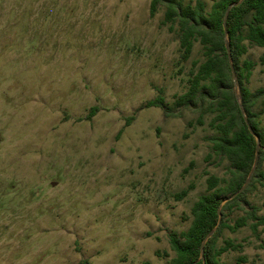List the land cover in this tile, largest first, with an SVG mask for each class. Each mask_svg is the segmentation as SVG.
Instances as JSON below:
<instances>
[{"label": "rangeland", "instance_id": "obj_1", "mask_svg": "<svg viewBox=\"0 0 264 264\" xmlns=\"http://www.w3.org/2000/svg\"><path fill=\"white\" fill-rule=\"evenodd\" d=\"M150 7L0 0V264H167L169 237L189 229L206 173L227 175L230 163L210 156L212 115L175 106L202 46L183 61L164 8L151 17ZM263 57L258 46L243 57L256 63L253 92L264 88ZM159 95L168 109L148 107ZM258 112L264 131V104ZM252 184L228 212L231 226L253 209L264 217V184ZM249 223L222 232L219 245L244 246L224 264H264V226Z\"/></svg>", "mask_w": 264, "mask_h": 264}, {"label": "trees", "instance_id": "obj_2", "mask_svg": "<svg viewBox=\"0 0 264 264\" xmlns=\"http://www.w3.org/2000/svg\"><path fill=\"white\" fill-rule=\"evenodd\" d=\"M150 1L151 17L158 14L161 7L164 8L162 25L177 35L183 61L192 57L196 43L202 46L203 60L194 63L189 89L178 98L175 106L193 105L212 115L209 127L216 135L210 139V156L230 163L225 177L206 173L209 175L207 190L191 208L189 229L180 234L172 233L169 237L174 256L167 264H224V254L244 248L231 239L219 245L224 230L236 232L248 226L250 221H253L250 227L255 233L260 226H264V217L258 216L256 209L238 218L233 226L225 220L229 211L239 207L250 188L228 199L241 190L251 174L253 184H264L261 169L264 131L258 112L264 104V88L253 92L248 87L256 63L243 59L249 46L264 48V0H244L241 5L232 8L231 5L240 0H212L209 11L203 0H196L195 4H185V0ZM147 105L168 109L162 95ZM96 113L97 109H92L88 118ZM204 117L202 113L199 119ZM132 119L127 120L126 126ZM194 189L195 185L191 184L174 197L177 201L184 200ZM242 262L245 261L239 259L238 264ZM81 264L91 263L83 260Z\"/></svg>", "mask_w": 264, "mask_h": 264}, {"label": "water", "instance_id": "obj_3", "mask_svg": "<svg viewBox=\"0 0 264 264\" xmlns=\"http://www.w3.org/2000/svg\"><path fill=\"white\" fill-rule=\"evenodd\" d=\"M243 2H244V0H240L239 2H237V3L233 4V5H231L230 8H232L233 6H239V5H241ZM227 15H228V13H227ZM227 15H226V17H225V21H226V19H227ZM227 42H228V39H227ZM251 176H252V174H251ZM251 176L249 177V179L247 180V182L244 184V186L241 188V190H240L239 192L235 193L233 196H231L228 200H231V199L235 198L236 196H238L239 194H241L242 192H244V190L246 189V187H247L248 184H249V180H250ZM228 200H226L225 202H227ZM219 213H220V219H221V218H222L221 211H219ZM210 236H211V235H210ZM205 242H206V241H205ZM205 242L203 243V246H204Z\"/></svg>", "mask_w": 264, "mask_h": 264}]
</instances>
